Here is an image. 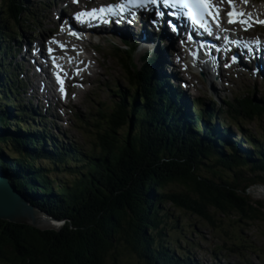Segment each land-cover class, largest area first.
<instances>
[{"label":"trees","instance_id":"trees-1","mask_svg":"<svg viewBox=\"0 0 264 264\" xmlns=\"http://www.w3.org/2000/svg\"><path fill=\"white\" fill-rule=\"evenodd\" d=\"M45 7L46 2L38 3L39 9ZM9 22L14 30L5 33ZM23 26L29 31L40 28L29 1L0 0V49L5 47L0 59V173L61 227L41 231L0 221V264H198L189 254L195 246L185 240L183 225L170 217L165 204L218 231L222 238L217 250L248 252L241 238L223 228L222 218L264 221V208L246 195L250 187L264 186L262 141L241 134L239 144L228 145L215 124L203 119L205 112L211 121L218 120L220 110L213 112L201 99L197 103L203 112L183 115L186 107L180 96L171 95L164 82L149 73V54L142 57L144 68L139 69L132 63L135 48L130 45H124L125 50L112 47L118 61L127 59L128 91L109 87L117 99L108 109L97 110V131L88 150L29 134L30 126L18 120L20 113H29L19 110L14 117L4 107L22 85L4 62L12 40L23 39ZM235 103L227 104L224 115L229 123L221 133L228 134L230 126L242 131L241 119L264 114L263 105L248 99L236 98ZM46 142L53 145L50 151L44 150ZM245 143L253 149H245L243 157L239 146ZM41 161L50 169L39 165ZM237 168H247L254 179L220 174ZM62 170L71 176L69 183L56 181Z\"/></svg>","mask_w":264,"mask_h":264},{"label":"rangeland","instance_id":"rangeland-1","mask_svg":"<svg viewBox=\"0 0 264 264\" xmlns=\"http://www.w3.org/2000/svg\"><path fill=\"white\" fill-rule=\"evenodd\" d=\"M29 5L32 7V11L34 14L39 16V24L45 25L49 23H55V12L54 9L61 4L58 3L56 7L52 5H48L51 8H46L45 10H41L38 8V3L40 1L46 0H28ZM68 2L69 0H64ZM258 1V7L264 12V0H256ZM63 3V2H62ZM43 11V13H42ZM50 12V13H49ZM50 14V15H49ZM49 15V16H48ZM51 18V19H50ZM24 33L23 39L18 40L19 42H24V47L26 45V41H28V35H34L38 37V34L41 33V28H38L34 31H29L26 26H23ZM14 30V25L9 22L7 28L4 27L5 33ZM16 31V30H15ZM137 33L140 31L134 30ZM18 32V31H17ZM20 33V32H18ZM21 35V34H20ZM98 39V37H97ZM17 41L16 38L12 40V42ZM8 41H5L7 43ZM1 44H3L0 41ZM13 44V43H12ZM10 44V45H12ZM123 43L118 40L111 41H101L98 44L100 48V55L98 56V64L99 67L95 69V75L90 78V86L88 87V91L85 93H81L78 99H74L72 105L74 108L67 107L65 113H61L58 111L54 112V119L56 124L58 123V128L53 126L47 117H43L44 111L39 106V112L36 114L41 116L42 118L48 119V123L46 125L40 124L36 119L31 120L28 115H32L29 108H25L24 104H20L17 96L15 97V93L11 92L10 99V113L14 117H18L19 110L26 111L29 114L20 113L18 120L22 121V126L25 124L30 126L29 134L40 133L47 135L49 138L55 139V141L59 144L67 145L68 142L75 143L78 147L88 150V144L90 145L91 141L94 139L95 132L97 129L94 127L95 121L97 120V110H106L111 105L112 102L117 99L114 95L109 92V87L112 85H118L120 89L125 92L128 91L126 80H125V68L127 67V59L122 57V61H118V58L112 55V47H120L125 49L126 47H122ZM161 47V46H159ZM5 47L0 49V59L3 57V51ZM88 53L92 56H97V53L93 49H89ZM121 56H123L121 54ZM18 60V57L16 58ZM9 56L5 58V66L8 67L9 64ZM132 63L137 68H144L143 62L138 60V50L133 52L132 54ZM14 63H11L13 66ZM91 65V64H90ZM101 65V66H100ZM158 71L161 73H165L167 75V69L159 68ZM98 73V75H97ZM107 73V74H106ZM159 73V72H158ZM226 75V74H225ZM128 76H131L128 74ZM184 77V76H183ZM230 80L222 81L220 85L216 84L215 86L209 88L208 85L202 84L200 78L198 80L193 79L190 81L187 79V84L190 92L195 93L194 96L201 99L202 103L207 105L209 109L213 112H217L220 110V117L217 121L221 122L224 126H228L229 121L225 119V111L227 110V104L231 103L236 106L235 99H248L251 103L257 105L264 106V82L258 80H253L251 78H236L234 76H230ZM186 79V78H185ZM95 80V81H94ZM170 83V82H169ZM201 83V84H200ZM171 84V83H170ZM172 85V84H171ZM191 87V88H190ZM179 88V87H178ZM202 88V89H201ZM221 88V89H219ZM103 89V90H102ZM179 91V90H178ZM181 92V90H180ZM99 93V95H98ZM30 95V91L25 92L24 99L25 101ZM201 96V97H200ZM66 99L63 100V104ZM237 102V101H236ZM0 105L2 102L0 100ZM59 106V105H58ZM58 106L55 110H58ZM203 106H200L196 102L193 103L190 109H187L191 113H196L198 111L203 112ZM7 108V107H6ZM53 111L54 108L50 107ZM8 109V108H7ZM25 112V113H26ZM55 113L60 115V122H58L57 117H55ZM80 116L81 120H77L75 117ZM13 118V117H12ZM216 120H212L210 122L213 125ZM89 123V124H87ZM242 123V131L237 130L234 127H228L230 131V135L221 133L224 137H228L230 145L235 139L238 142L237 136L241 134H245L246 136H250L252 139L259 141L261 140L264 145V114L253 117V119L249 120L247 117L241 119ZM102 126V125H101ZM26 128V127H25ZM28 129V128H27ZM127 130V127L122 129L120 132L124 134ZM26 134V133H25ZM50 141V140H49ZM53 145L51 142H46V146L44 147L45 151H50ZM241 156H245L244 150H252L247 143L241 145L240 147ZM2 154L9 155L6 151H3ZM38 164L50 169L43 161L38 162ZM250 166V165H248ZM220 174L224 178L231 179L235 176L236 178L242 179H254V176L250 174L247 168H237L234 170H224L220 171ZM260 179L264 182V174L260 175ZM58 182H70L71 176L63 174V170L58 172V176L56 178ZM246 195L251 202H258L264 208V186L255 185L250 187ZM164 209L167 213H169L170 217L174 219H178L180 223L183 225V231L185 235L183 236L186 241L190 244L194 245L190 251V257L194 259L198 264H264V221H254V222H246L244 220L238 219L236 216H229L222 218L223 228L228 230L231 234L234 233L235 237L241 238L240 243L248 248V252L232 254L230 252L225 251L224 249L217 250L215 247L218 245L217 240L222 238V235L216 231L212 230L205 224L198 221V219L194 216H189L186 213H181L175 208L169 206L168 204L164 205ZM264 217V213L263 216ZM173 220L169 219L170 225H173ZM61 224H58L56 229H59ZM174 239V237H173ZM181 247L185 248V241L180 242Z\"/></svg>","mask_w":264,"mask_h":264},{"label":"bare ground","instance_id":"bare-ground-1","mask_svg":"<svg viewBox=\"0 0 264 264\" xmlns=\"http://www.w3.org/2000/svg\"><path fill=\"white\" fill-rule=\"evenodd\" d=\"M45 2L47 5H52V6L56 7L58 3H62L65 1L64 0H46ZM69 5L70 4L68 3V6ZM245 12H248V10H244L242 13H245ZM241 18L245 19L246 21L252 20V18L250 16H247V15H244ZM54 22L56 23V21H54ZM55 23H53V24H55ZM121 28H122V30L117 32L115 34V37H112L111 39L112 40H115V39L120 40L122 43H124L123 46L126 45L125 43L133 44L137 49L139 48L142 53H145V54L148 53L149 58L152 61L150 68H149L150 69L149 73L154 72L156 74L157 72H160V71H158L159 68L165 69L166 65H167V67L169 66L168 71H169V75L172 79L175 78V79L180 80L182 74L186 73L183 65H181L182 62H179V64L174 63L175 64L174 67H172V65L169 64L168 57H170L169 55L173 51L169 47L166 48L167 46L165 45L164 40H161L159 37L153 36L150 33V31H146L145 32V39H142L141 33L135 32L134 29H132L131 27L123 25ZM146 28H149L152 31V33L154 34L153 30L150 27H146ZM141 30H143V29L142 28L137 29V31H141ZM167 34H169V32L167 30H165L160 35L164 37ZM26 39L28 41H26L25 47L24 46H21V47L18 46V48L22 49L20 56L25 62L26 74H27V77L29 79L30 92L33 95L37 96L45 106H48V107L52 106L54 108V111H55V108L59 105L58 111H60L62 113L61 108L63 106V100L66 98L60 96V94H59L60 92H58L57 81H56L55 75H53L52 71L49 68H46V66H45L46 56L44 55V53H42V51L40 49L42 45H41V43L37 42L39 45L34 46L33 42L30 39H28V38H26ZM162 43L164 45V49H163ZM159 46H161V47H159ZM6 54H7V52H6ZM10 55H12V54L10 53ZM165 56H166V65H165V61H164ZM170 59H171V57H170ZM138 60H140L139 57H138ZM171 61H172V59H171ZM240 61L242 63H246L248 61V58H246L245 60L240 59ZM96 62H97V60H96ZM10 67L12 69V66H10ZM84 67L90 68L92 70H94V68H95L94 66H92L90 64L85 65V63H84ZM172 69H175V71L173 72ZM210 69H212L211 66H210ZM175 72L177 73V75H175ZM161 74H163V73H161ZM97 75H98V73H97ZM218 77L219 78L223 77L222 71L218 72ZM206 79H207V77H206ZM44 81L47 82V84L49 85V88L46 84H44ZM211 83H212V80L207 79V85L209 86V88L212 87ZM175 84L178 86L180 83H179V81H177V82H175ZM181 84H182V87L185 89V92H187L188 94L191 95L192 99L197 98L194 96L195 93H192L189 91L187 80L185 82H182ZM179 88H180V85H179ZM45 90L46 91L49 90V92H46ZM98 95H99V93H98ZM61 113H60V115L57 114L58 117L61 116ZM59 121H60V118H59ZM228 134L230 135V131L228 132ZM233 142L238 143L235 139H233ZM41 224L45 227H54L55 228L58 226V224L52 223L47 218H43Z\"/></svg>","mask_w":264,"mask_h":264},{"label":"snow or ice","instance_id":"snow-or-ice-1","mask_svg":"<svg viewBox=\"0 0 264 264\" xmlns=\"http://www.w3.org/2000/svg\"><path fill=\"white\" fill-rule=\"evenodd\" d=\"M77 0H73V3H76ZM165 9H173L174 11L168 12L167 15L173 18H182L187 21H190L193 25L202 28L205 32H211V29L208 27L207 18L213 16V10L217 13V16L214 17L218 24V9H215L214 6H210V0H159ZM247 3V0H244ZM158 3V0H120V3L117 5H108L101 6L98 10L91 9L89 11H81L74 14V18L81 24L85 22H90L92 20L100 19L102 22L107 23V16L111 15L113 17H121L126 8H137L145 9L147 6H155ZM230 6L233 5V0H228ZM154 14L156 18H161L164 16V13L159 9H154ZM129 15H135V12H129ZM245 13L236 12L235 8L232 7V10L227 13L229 17L228 23H240L244 30L247 31L248 28L252 26L251 21H246L244 19H237L243 17ZM236 17V18H234ZM260 24H264V21H258ZM153 25L157 24V20L152 21ZM168 25L173 32L177 31V28L173 26L172 21H168ZM70 34L76 35L75 32ZM188 39L191 40V35L188 36ZM51 43H57L56 41H51ZM63 48V46H61ZM49 53L52 52V49H48ZM235 62V60L233 61ZM228 66V65H225ZM57 83H61L60 78L57 77ZM61 91H63L61 89Z\"/></svg>","mask_w":264,"mask_h":264},{"label":"water","instance_id":"water-1","mask_svg":"<svg viewBox=\"0 0 264 264\" xmlns=\"http://www.w3.org/2000/svg\"><path fill=\"white\" fill-rule=\"evenodd\" d=\"M43 218H47L52 223L61 224V222L31 205L9 182L6 175L0 173V221L41 231L58 230L56 227L43 226L41 224Z\"/></svg>","mask_w":264,"mask_h":264}]
</instances>
